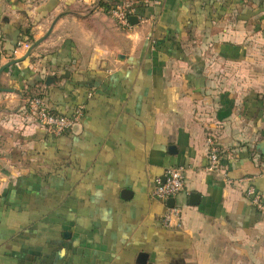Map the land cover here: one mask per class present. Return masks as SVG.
<instances>
[{"label":"crops","instance_id":"crops-1","mask_svg":"<svg viewBox=\"0 0 264 264\" xmlns=\"http://www.w3.org/2000/svg\"><path fill=\"white\" fill-rule=\"evenodd\" d=\"M116 1L0 0V264H264V0H144L130 28ZM28 95L82 116L47 134ZM182 165L168 229L152 191Z\"/></svg>","mask_w":264,"mask_h":264},{"label":"built area","instance_id":"built-area-1","mask_svg":"<svg viewBox=\"0 0 264 264\" xmlns=\"http://www.w3.org/2000/svg\"><path fill=\"white\" fill-rule=\"evenodd\" d=\"M144 0H120L110 4L106 12L121 28L131 27V17L137 11L138 5ZM24 118L26 121L33 120L31 124H35L44 132L54 136H60L74 126V124L82 116V110L77 111L73 118L62 116L53 112L46 99L28 95L25 100ZM208 165L206 172L210 174H220L227 178V171L224 166V160L228 157L226 149L221 145L218 137L211 134L207 138ZM187 167L176 166L166 169L163 177L156 180L152 191V198L163 202L166 211L162 218L165 228H176L182 225V216L180 208L175 205L168 206V202L176 199L186 188L187 183ZM246 195L251 199L258 209L264 211V202L259 193L251 187L247 190Z\"/></svg>","mask_w":264,"mask_h":264},{"label":"water","instance_id":"water-1","mask_svg":"<svg viewBox=\"0 0 264 264\" xmlns=\"http://www.w3.org/2000/svg\"><path fill=\"white\" fill-rule=\"evenodd\" d=\"M131 22H132L134 25H136V24L138 23V18H137V17H134V16L131 17ZM50 32H51V31H50ZM49 34H50V33H49ZM49 34H47L46 37H44L43 39H41V40L35 42V43L33 44L32 48L30 49V51L28 52V54H27L26 57H29L31 51H32L33 49H35L36 47H38V46L40 45V43L43 42V41L49 36ZM12 64H14V62H13V63H10L9 65H7V66L3 67L2 69H0V75L5 71L6 68H8V67H9L10 65H12ZM259 148L261 149V152H262V154L264 155V143L260 144ZM175 205H176V200H175V199H172V200H170V201L168 202V206H170V207H173V206H175Z\"/></svg>","mask_w":264,"mask_h":264},{"label":"trees","instance_id":"trees-1","mask_svg":"<svg viewBox=\"0 0 264 264\" xmlns=\"http://www.w3.org/2000/svg\"><path fill=\"white\" fill-rule=\"evenodd\" d=\"M140 7H141V4L138 5L137 10H139ZM23 33H24V35H25L26 37H29V39L32 38V37L30 36V30H29V29L25 30Z\"/></svg>","mask_w":264,"mask_h":264}]
</instances>
